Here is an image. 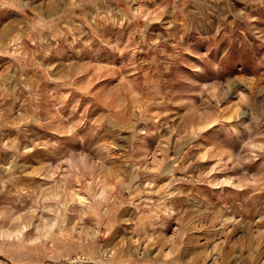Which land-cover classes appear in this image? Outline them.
I'll list each match as a JSON object with an SVG mask.
<instances>
[{"label": "rangeland", "instance_id": "rangeland-1", "mask_svg": "<svg viewBox=\"0 0 264 264\" xmlns=\"http://www.w3.org/2000/svg\"><path fill=\"white\" fill-rule=\"evenodd\" d=\"M0 264H264V0H0Z\"/></svg>", "mask_w": 264, "mask_h": 264}, {"label": "bare ground", "instance_id": "bare-ground-1", "mask_svg": "<svg viewBox=\"0 0 264 264\" xmlns=\"http://www.w3.org/2000/svg\"><path fill=\"white\" fill-rule=\"evenodd\" d=\"M226 182V181H225Z\"/></svg>", "mask_w": 264, "mask_h": 264}]
</instances>
